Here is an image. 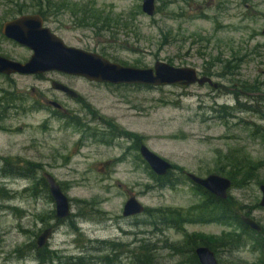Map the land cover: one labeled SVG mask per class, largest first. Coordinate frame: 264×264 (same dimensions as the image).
I'll use <instances>...</instances> for the list:
<instances>
[{
  "label": "rangeland",
  "instance_id": "rangeland-1",
  "mask_svg": "<svg viewBox=\"0 0 264 264\" xmlns=\"http://www.w3.org/2000/svg\"><path fill=\"white\" fill-rule=\"evenodd\" d=\"M23 1L28 6L23 13L35 14L37 0L12 4ZM50 1L44 26L65 46L123 67L148 69L163 62L193 68L199 76L208 69L216 86H114L59 77L81 99L74 101L33 78L17 81L24 111L17 125L12 123L14 131L0 133V264H38L31 245L46 228L52 233L44 248L57 257L51 264H72L75 258L105 264L106 257V264H129L141 245L152 249L158 264H187L185 236H224L227 242L233 227L195 220L197 210L189 209L203 197L180 172L220 176L225 156L237 150L264 163V141L254 129H264V0H154L151 17L141 12V0ZM13 6L0 0V23L18 15ZM80 15L92 17L93 29L78 23ZM0 51L27 55L4 42ZM226 62L229 69H223ZM31 88L59 102L65 116L78 119L80 130L51 109L33 111L39 100ZM241 105L258 114L233 111ZM110 126L136 136L171 165V177L180 182L158 188L133 137L112 136ZM44 173L69 203V215L60 223L48 192L37 184ZM257 187L251 181L229 188L226 199L264 231ZM129 197L150 211H182L187 222L163 228L151 225L155 214L124 218L121 210ZM214 256L218 264H264V249L252 250L250 244L219 247Z\"/></svg>",
  "mask_w": 264,
  "mask_h": 264
},
{
  "label": "water",
  "instance_id": "water-1",
  "mask_svg": "<svg viewBox=\"0 0 264 264\" xmlns=\"http://www.w3.org/2000/svg\"><path fill=\"white\" fill-rule=\"evenodd\" d=\"M140 9L144 15L153 16L154 0H141ZM1 34L6 39L25 47L31 54L23 64L0 58V74L38 75L56 71L82 78L90 83L114 86L163 87L180 85L188 87L204 84L213 88L216 86L209 77L199 76L196 70L190 67H173L163 62H155L152 68L148 69L123 67L110 63L98 54L65 46L61 39L47 28L42 27V21L38 14H24L5 22L1 27ZM261 34L264 35V27ZM51 87L70 98L76 97L74 91L56 82L51 83ZM50 104L59 107L54 102H50ZM138 154L155 176L163 177L172 168L168 162L149 151L142 144L138 148ZM42 176L53 203L55 219H66L69 215V203L66 196L49 174L44 173ZM184 176L192 185L201 188L213 197L220 200L227 198V191L230 188V181L227 178L218 175H207L200 178L190 173H185ZM257 188L260 193L258 206L264 209V184L258 185ZM143 212L144 207L134 197H129L122 206L121 216L129 218ZM240 222L254 232L260 230V227L249 217L241 216ZM51 233V228L42 230L34 241L36 248L45 247ZM194 255L198 264H218L213 253L206 246L196 248Z\"/></svg>",
  "mask_w": 264,
  "mask_h": 264
},
{
  "label": "trees",
  "instance_id": "trees-1",
  "mask_svg": "<svg viewBox=\"0 0 264 264\" xmlns=\"http://www.w3.org/2000/svg\"><path fill=\"white\" fill-rule=\"evenodd\" d=\"M12 1L15 0H7V3L14 5L13 7H15L14 10L15 13L18 15L25 14L23 12L27 10L28 6L24 4V1L21 3L18 2V4H14V3L12 4ZM37 2H38L37 4L32 6L35 9L34 13L38 14L44 21H46L49 15V5L51 4V1L37 0ZM42 2L44 3L42 4ZM52 6L54 5L52 4L51 7ZM84 13L85 12H83V14ZM91 18L92 17L90 15H80L77 21L81 26H87L89 28H92L93 21ZM115 25L117 24H113L112 26ZM229 65L230 64L226 62L225 65H223V69H229L230 68ZM201 75L205 77L215 76V74L211 73V71H209L208 69H205L201 73ZM245 106L246 105H241L239 107H236L233 109V111H237L240 113L241 112L257 113L256 111L251 110ZM38 109L39 107H36L35 105L32 107L33 111H37ZM221 110L224 111L225 109H221ZM259 118H261V116ZM67 124L77 130H80L81 128L80 122L75 117L72 118L67 117ZM110 129H113L115 131V129L111 126ZM254 129H256L255 137H259L264 141V129L262 130L259 128H254ZM114 131H111L112 136H114L115 133L125 137L132 136L135 144L139 142V139L136 138V136L129 135L128 133L122 131L120 133ZM111 135L107 137L109 139L113 138ZM101 142L105 144L108 143L107 140L102 137H101ZM224 159L227 162L226 169L220 168L218 174L220 176L222 175L223 177L227 178L230 181V188L241 187L251 181H254L257 186L260 184H264V177L258 178L260 172L264 170V163L252 162L247 155L241 152V150L228 153V155L225 156ZM27 171L28 170L26 169V171L24 170L22 172H27ZM170 173L171 172L169 171L165 176L160 177V176H155L153 173L149 172V176L154 181V183L157 185L158 188L169 187V186L173 187L180 182V179L179 177H176L175 179L172 178ZM23 174L25 176L27 175L26 173ZM37 184H39V186L43 189V191L47 193V186L43 178L39 179L37 181ZM196 191L199 195H202L203 199L201 200L199 205L189 209V210H193V209L197 210L198 216L195 217V220L200 223L207 222V223L222 224L229 227L231 226L234 228V231L233 234L231 235L232 236L231 239H228L227 242L224 241L223 238L224 236L218 238H203V237H196L195 235L185 236V240L182 245L188 248L190 247L187 251H185V254L187 256L186 257L187 264H198L193 254V248L198 244L202 246H207L213 252L214 255L217 248L225 247V246L230 250H235L240 246L243 247L246 244H250L252 246V250L256 251V250L264 249L263 229L260 228L258 232H254L248 229L247 227H245L244 225H242L238 213L240 207L235 206L231 199H225V200L217 199L212 195H209L208 193L204 192L200 188H196ZM143 213L149 215L155 214V216L157 217V221L155 223H151V225L157 224L155 226H159L163 228H167V226H173L179 228L181 224H184L186 222V217L188 215L182 213V211L179 210H167L165 214H162V211H150L144 209ZM61 221L63 220H59L57 222L60 223ZM69 226L72 228V230L76 231L75 227L71 222L69 223ZM230 245L232 246L230 247ZM31 248L34 252V259L38 264H51L53 260H57L55 253L51 251H47L44 247L38 249L36 248L35 245L32 244ZM74 260L75 261L72 264H85L82 258H77V259L75 258ZM107 260L108 258L106 257L104 260L101 261L106 264ZM129 264H158V263L154 255L152 254V249H150L148 246L141 245L138 247L137 254L134 255V257L131 259Z\"/></svg>",
  "mask_w": 264,
  "mask_h": 264
},
{
  "label": "flooded vegetation",
  "instance_id": "flooded-vegetation-1",
  "mask_svg": "<svg viewBox=\"0 0 264 264\" xmlns=\"http://www.w3.org/2000/svg\"><path fill=\"white\" fill-rule=\"evenodd\" d=\"M20 16H22V15H16L15 17L0 23V43L4 42L6 44L11 45L12 47L17 48L18 50H23V51H25V53L27 55L16 57V56H12L6 52L2 53L0 51V58L6 59L10 62L23 64L28 60L31 52L28 49H26L25 47H22V46L16 44L14 41L6 39L1 34V27L5 22L11 21V20L18 18ZM41 21H42V27H45L44 26L45 21L42 18H41ZM24 77L33 78V79H35L36 82H39V83H47L53 93L59 94L65 98H68L69 100L77 101L80 99L76 93H75L76 94L75 98H70L66 94H64L63 92L54 90L51 87V83L56 82L58 84H61L65 87L69 88L68 86H66L62 82L57 81L58 79H60L59 77H61V78H68V77L69 78H79V77L68 76L66 74H62V73H59L56 71H50V72H46V73H42V74H38V75L0 74V83L5 84L4 88L0 87V133H2V134H4V133L7 134L9 132L14 131L12 129V123H15L17 125L18 118L20 116H22V114H23L24 109H23V105L21 103L23 102L24 96H23V93H21L20 91L17 90L19 88L16 86V83H17V81H21V78H24ZM79 79H82V78H79ZM30 93H33L35 95L33 97H35L36 100H39L38 103L35 101V104H36L35 106L39 107V109L37 111L50 110L51 109L54 112L53 113L54 115H57L58 117H61L62 119L67 117V116H65V110L63 109L62 105L59 102L55 101V99L53 97H52V99H47L41 95L42 92H40L39 90H37L35 92V89H33V88L30 89ZM50 102L56 103L59 107L53 106L52 104H50ZM140 144L141 143H137V145H135V149H137V152H138V148H139ZM7 172L8 171L2 170L1 174H3V175L8 174ZM180 173L183 176L185 174L184 172H180ZM196 188H198V187L195 186V189ZM200 246H202V245L198 244L193 248V254H194V250ZM194 257H195V255H194ZM214 258H215V256H214ZM195 259H196V257H195Z\"/></svg>",
  "mask_w": 264,
  "mask_h": 264
}]
</instances>
